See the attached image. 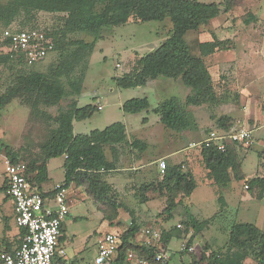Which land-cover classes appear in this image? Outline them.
I'll return each instance as SVG.
<instances>
[{
  "label": "rangeland",
  "instance_id": "374dc122",
  "mask_svg": "<svg viewBox=\"0 0 264 264\" xmlns=\"http://www.w3.org/2000/svg\"><path fill=\"white\" fill-rule=\"evenodd\" d=\"M201 1L216 2L222 11L217 17L203 21L197 30L187 31L184 39L195 55L200 54V41H214L210 53L203 58L217 99L214 103L186 106L194 122L192 128L180 132L169 130L153 112L161 100L171 97L184 100L190 88L179 78L170 79L171 86L151 80L144 86L131 88H121L113 80L129 71L138 57L156 48L169 35L172 27L169 18L144 22L129 18L125 24L102 28L95 38L84 32L70 33L68 40H95L90 56L77 64L67 79L63 78L65 89L71 94L53 105L22 94L0 108V177L5 159L13 157L28 167L40 157L41 145L57 126L55 118L75 98L78 107L92 104L102 108L94 109L87 118L73 120L74 134L101 130L115 122L126 126L128 138L120 143L122 150L113 168L100 170L96 187L107 186L104 196L99 200L88 197L79 180L69 192L70 214L63 237L65 244L73 240L77 247L75 259L66 264H94L98 240L103 233L115 230L122 234L131 223L143 235L142 230L147 226L159 232L173 264H205L200 259L202 253H225L229 247V231L235 222L251 223L264 231V194L260 195V190L248 182L252 177L264 175V0H234V5L226 11L224 0ZM61 18L60 13L40 11L35 15V24L53 28L61 23ZM17 27L14 21L9 28ZM2 28L0 24V37ZM60 53L54 51L31 66L0 62V95L15 85L21 70L45 72L50 64L59 61ZM73 81L81 85L78 95L70 87ZM134 97H147L149 109L124 112L123 102ZM220 118L230 128L253 129L251 145L233 146L241 165L240 169H229L232 179L225 186L217 185L209 176L198 148L187 149L189 143L217 129ZM138 137L150 142V152L144 158L147 161L153 157L150 166L135 164L134 154L139 150L131 142ZM145 140L142 143H147ZM174 148L186 149L187 154L178 164L182 172L192 176L195 188L189 196L177 193L176 204L167 213L164 209L168 194L157 187L162 179L158 161L164 159L167 165L174 164L169 158H161ZM105 154L111 159L107 145ZM62 160L54 157L47 161L49 179L44 183L45 188L63 179ZM188 215L198 222L206 220V224L197 230L190 225ZM163 231L171 234L168 245L164 243ZM181 244L190 245L193 251L181 252ZM245 262L255 264L250 257Z\"/></svg>",
  "mask_w": 264,
  "mask_h": 264
},
{
  "label": "trees",
  "instance_id": "16d2710c",
  "mask_svg": "<svg viewBox=\"0 0 264 264\" xmlns=\"http://www.w3.org/2000/svg\"><path fill=\"white\" fill-rule=\"evenodd\" d=\"M224 1L225 11L234 5V0ZM40 11L62 14L61 23L53 28L39 27L35 24V15ZM221 11L218 3L201 0H0V24L3 25V30L9 28L14 21H17L18 27L10 28L12 30H43L53 40L54 49L51 53L61 51L59 61L50 64L45 72L21 70L16 76L15 85L0 95V108L22 94L33 95L50 105L57 104L63 97L71 94V91L65 89L64 80L77 64L90 56L95 40H68L70 33L84 32L95 38L99 36L102 28L125 24L129 18L141 22L163 21L169 18L172 25L169 35L156 48L138 57L129 71L113 77V80L121 88H131L144 86L148 80L157 77L179 78L190 88V93L184 100L171 97L159 101L153 112L159 115L160 122L169 130L180 132L190 129L194 122L186 106L214 103L217 99L203 58L210 53L214 41L199 42L200 54L195 55L184 36L189 30H197L203 21L217 17ZM3 43L4 40L0 37V47ZM0 62L21 63L1 50ZM70 87L76 95L79 94L80 83L70 82ZM149 107L147 97L130 98L122 104L126 113H138L148 110ZM94 109L96 107L92 104L78 107L75 98L68 108L61 110L55 118L57 126L41 145L40 157H36L27 165V172L33 175L32 180L45 196L50 195L41 189V184L47 180L46 163L51 158L61 156L64 157L63 182L66 186L79 180L88 197L99 200L104 196L103 191L107 186L102 184L99 189L96 187L101 175L100 170L108 171L114 166V160L107 159L104 147L110 146L114 158L115 145L126 141V132L122 122H115L101 130L74 134L73 120L91 116ZM222 120L223 118L218 119L217 129H230ZM131 145L139 150L146 148V144L137 139L133 140ZM198 149L213 181L220 186L228 184L231 180L229 169L233 171L238 166L234 147L227 146L224 152L205 147ZM11 161H15L13 157ZM161 175L162 179L157 187L160 191L164 189L168 194V204L164 212L170 213L176 204V194L189 196L195 188V182L188 172L181 171L180 164L167 165ZM248 182L251 187L260 190V195L264 194V175L252 177ZM188 219L190 225L197 230L206 224V220L198 222L192 215H188ZM174 229L177 230V227ZM138 230V226L131 223L121 234L122 244L118 251L117 264L122 261L127 250L151 258L150 247L132 240ZM162 234L164 243L167 244L171 234L169 231H163ZM60 240L62 241V236ZM247 257L255 264H264V231L251 223L235 222L229 231L227 251L223 254L202 253L200 259L205 261V264H248L245 262ZM60 264H64L62 260Z\"/></svg>",
  "mask_w": 264,
  "mask_h": 264
},
{
  "label": "built area",
  "instance_id": "2783aa9c",
  "mask_svg": "<svg viewBox=\"0 0 264 264\" xmlns=\"http://www.w3.org/2000/svg\"><path fill=\"white\" fill-rule=\"evenodd\" d=\"M1 39L4 43L0 50L27 65L41 61L54 49L53 40L45 31L39 29L16 31L6 28L2 31ZM97 108L100 109L101 106L98 105ZM252 142V132L245 127L212 129L201 140L189 143L187 149L205 147L224 152L227 146H249ZM262 158L264 159V149ZM166 167V161L160 159V173ZM32 177L23 162L5 159L6 193L13 202L15 225L23 232L19 245L13 250L0 247V264H60L65 255L60 237L62 223L69 214L68 186L64 182L56 183L50 199L38 189ZM176 226L181 227L180 224ZM142 232L146 237L144 244L151 248V258L127 250L119 264H172L171 255L161 242L160 233L149 226L143 228ZM121 244L120 233H103L98 240L94 264H117ZM180 250L192 252L193 248L181 244Z\"/></svg>",
  "mask_w": 264,
  "mask_h": 264
},
{
  "label": "crops",
  "instance_id": "0c3cea01",
  "mask_svg": "<svg viewBox=\"0 0 264 264\" xmlns=\"http://www.w3.org/2000/svg\"><path fill=\"white\" fill-rule=\"evenodd\" d=\"M200 42H203V41H200ZM170 79L171 78H165V77L164 78H161V77H157L155 79L148 80L147 83L150 82L151 80H157V81H160L159 83H161L163 85L171 86ZM190 91L191 90L189 89L188 92H185L184 99L190 93ZM97 106L98 105H96L95 107L97 108ZM124 126H125V124H124ZM243 127H245V126H243ZM160 128H162L161 130H164V127H160ZM245 128L250 129L251 132H253V129H251L249 127H245ZM125 132H126V126H125ZM84 134H86V133H84ZM126 137L128 138L127 134H126ZM138 138H140L141 140H145V139L147 140V138H145V137L144 138L143 137H138ZM140 139H138V140H140ZM126 141H127V139H126ZM144 143L146 144V148L144 150H139L138 149L139 151L137 152V155L134 154V158H135L134 161H135V164H136L137 167H147V166H150L154 162L153 159H152L153 157H151L150 160H147V161L144 160L145 156L148 155V153L150 152V148H149V143L150 142L147 140V143L146 142H144ZM231 146H234L235 147V146H237V144L231 145ZM108 147L110 149V146H108ZM115 150L116 151L114 152V158H113V155H112L111 159H108L107 158L108 160H112V159L113 160H116L118 158V153L121 152V150H122V147H120V144L119 145L118 144L115 145ZM234 151L237 154L236 150H234ZM180 152H183V153H181V155H179ZM110 153L112 154V150L111 149H110ZM186 154L187 153H186V149L185 148H182V149H180V148H174V149H171V150L165 152L164 154H162L161 158H169L172 161V163L178 164L179 161H181L182 159H184V156ZM61 157L63 159L62 161L64 162V157L63 156H61ZM63 162H62V168H63ZM240 165H241V162L238 160L237 169H240ZM46 166H47V179H49V167H48L47 163H46ZM63 173H64V168H63ZM234 175H235V173L233 174V176ZM231 179H232V177H231ZM63 180H64V176H63V179L61 181L57 182V183L63 182ZM45 181L41 184V189H42V191L44 193L50 194V195H46V196L49 197L50 199H52L53 188H54V186H55L56 183H54L49 188H45L44 187ZM74 184H75L74 182H71L68 185V201H69V198H70L69 197V194H71L69 192H71V189H73V187L75 186ZM0 189H1L0 190V247L1 248H4L6 250H13L14 248H16L19 245V243H20V236H21L23 230L20 229V228H18L15 225V222H14V210H13V207L14 206H13L12 199L6 193V180L4 178V169L1 170ZM68 215L66 216V218L68 217ZM66 218L64 219V221L62 223V241H61V246L65 250V255L61 259L64 264H66L68 261H72V259H75V257H76L75 248L77 247V245H75V243H74L73 240H71L67 244L64 243L63 230L65 228ZM105 232H115L116 233L115 230L114 231L113 230L112 231H105ZM132 240L134 242H136V243H139V244L146 243V237L141 233V231H139L138 233H136L135 237ZM168 242H170V241H168Z\"/></svg>",
  "mask_w": 264,
  "mask_h": 264
}]
</instances>
